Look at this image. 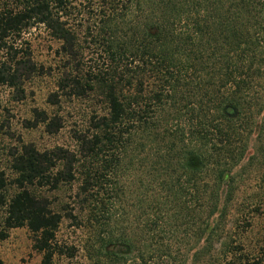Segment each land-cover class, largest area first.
Returning <instances> with one entry per match:
<instances>
[{
  "label": "trees",
  "instance_id": "obj_1",
  "mask_svg": "<svg viewBox=\"0 0 264 264\" xmlns=\"http://www.w3.org/2000/svg\"><path fill=\"white\" fill-rule=\"evenodd\" d=\"M8 2L0 7V84L23 94V82L38 74L16 43L43 26L64 60L49 104L58 103V91L93 95L106 112L94 118L91 135L77 138V152L21 147L12 161L16 191L8 199L0 173L4 228L26 227L41 264H53L64 217L91 236L85 251L95 264H175V228L185 222L186 244L194 246L179 264L189 254L192 264H212L204 258L219 232L213 219L220 224L245 212L237 208L233 172L247 154L243 133H258V157L250 160L264 159V0ZM29 126L47 134L61 127L38 109ZM135 159L144 160L134 170L141 172L139 202L149 209L140 231L108 220L106 203L97 199L106 172L129 170L125 162ZM75 183L74 207L65 215L32 191ZM223 248L229 264L242 263L238 246Z\"/></svg>",
  "mask_w": 264,
  "mask_h": 264
},
{
  "label": "rangeland",
  "instance_id": "obj_2",
  "mask_svg": "<svg viewBox=\"0 0 264 264\" xmlns=\"http://www.w3.org/2000/svg\"><path fill=\"white\" fill-rule=\"evenodd\" d=\"M2 1L4 0H0V7ZM16 44L23 54H29L40 71L23 82V94L0 84V173L7 182L2 191L7 199L16 191L10 184L15 176L12 161L23 145L32 144L39 151L62 147L77 152V138L91 135L94 118L106 112L102 99L93 95L69 96L66 92L58 91V103L49 104V95L57 92V82L61 77L64 60L57 54L58 42L50 37L43 26L24 33ZM1 57L4 55L0 51ZM98 60L100 62L97 64L100 65V56ZM260 96L264 101V93H260ZM34 109L45 111L49 117H56L61 125L60 129L54 134H47L43 126H29V122L33 121ZM257 135V132L250 136L243 133L248 145L247 154L233 170L236 174L237 208H244L245 212L240 216L229 215L220 224L215 219L211 220L212 225H218L219 232L213 238L212 255L204 259L212 264H229L230 259L224 253L225 245L238 246L240 255L246 258L241 264L264 261V159L250 160L253 155L258 157L256 150L260 142L257 141ZM152 148L148 144L145 151ZM141 163L135 159L133 165L125 162V166L132 167L129 170L109 169L102 178V181L107 182H103L97 189L98 203H106L103 214L111 222L118 221L119 225L132 231L142 229L146 219L144 208L148 209L145 202L140 204L137 196L141 172L134 169H139ZM77 190L78 183L71 187L62 185L58 190L45 187L32 189L37 196L48 198L53 210L62 215L74 207ZM255 209L257 212H253ZM5 212L6 206H1L0 232L5 233L6 238L0 240V264H41L42 255L33 248V235L26 227L6 230ZM184 223L175 228V264H179L178 259L182 258L187 248L194 246L193 240L186 244L190 237L187 236V225ZM55 237L58 252L53 258V264H95V260L89 259L85 251L91 236L82 229H77L71 220L63 218ZM203 245L204 242L201 241L200 246ZM141 246L139 245L140 248ZM186 262L192 264L190 254L187 255Z\"/></svg>",
  "mask_w": 264,
  "mask_h": 264
}]
</instances>
